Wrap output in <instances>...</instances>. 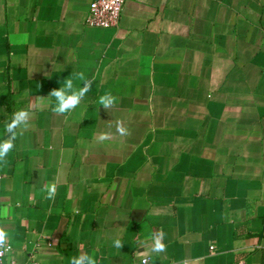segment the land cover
<instances>
[{"label": "crops", "instance_id": "0c3cea01", "mask_svg": "<svg viewBox=\"0 0 264 264\" xmlns=\"http://www.w3.org/2000/svg\"><path fill=\"white\" fill-rule=\"evenodd\" d=\"M90 1L0 0V139L31 114L0 161L2 264H264V0H125L109 28Z\"/></svg>", "mask_w": 264, "mask_h": 264}, {"label": "clouds", "instance_id": "9594fccd", "mask_svg": "<svg viewBox=\"0 0 264 264\" xmlns=\"http://www.w3.org/2000/svg\"><path fill=\"white\" fill-rule=\"evenodd\" d=\"M76 79H78L79 84H74L73 78H67L63 80V83L60 86L50 92V95L55 99L54 111L57 113H66L74 109L81 103L85 98L86 93L92 87V80L85 78L84 73L76 74ZM83 82V86H81ZM116 102V97L113 96L110 92H105L103 95L99 96L97 103L99 106H102L104 109L111 107ZM30 113L26 109H19L15 111L9 122L6 124L4 132L6 136L3 139H0V161H3L8 153L14 149L15 141L18 136L22 135V129H25L29 126L30 123ZM118 132L121 135L126 134L127 130L118 126ZM100 140L108 139V135L103 133L99 137ZM56 194V185L51 184L47 188L46 196L51 199L54 198ZM165 233L159 231L155 233L152 237V253H161L165 251L166 245L163 243ZM9 239V233L0 229V245H3L6 240ZM116 248H121L122 243L119 239L114 241ZM12 244H8L6 251L11 252ZM2 264V262H0ZM70 264H97V261L93 255H82L78 257H73L70 260ZM143 264H147L145 260Z\"/></svg>", "mask_w": 264, "mask_h": 264}, {"label": "built area", "instance_id": "2783aa9c", "mask_svg": "<svg viewBox=\"0 0 264 264\" xmlns=\"http://www.w3.org/2000/svg\"><path fill=\"white\" fill-rule=\"evenodd\" d=\"M125 0H91L88 6L87 13L84 18V23L87 26L109 28L115 27L119 24L122 8ZM9 242L5 241L3 245H0V262L3 263V259L10 252L6 251ZM148 262V257H143L140 260V264L144 261ZM9 264H21L15 261H11ZM22 264H37L35 261H27Z\"/></svg>", "mask_w": 264, "mask_h": 264}]
</instances>
